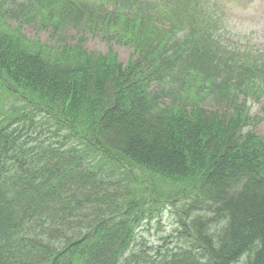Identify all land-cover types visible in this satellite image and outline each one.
Listing matches in <instances>:
<instances>
[{
	"label": "trees",
	"instance_id": "trees-1",
	"mask_svg": "<svg viewBox=\"0 0 264 264\" xmlns=\"http://www.w3.org/2000/svg\"><path fill=\"white\" fill-rule=\"evenodd\" d=\"M218 10L0 0V264H264V52L222 43ZM80 21L128 60L64 40ZM165 208L179 240L137 253Z\"/></svg>",
	"mask_w": 264,
	"mask_h": 264
},
{
	"label": "rangeland",
	"instance_id": "rangeland-1",
	"mask_svg": "<svg viewBox=\"0 0 264 264\" xmlns=\"http://www.w3.org/2000/svg\"><path fill=\"white\" fill-rule=\"evenodd\" d=\"M214 1L219 4L220 8L224 9L228 16V25H226V16H224L219 10L215 15V17L219 19V24H221V31L225 32L228 30L220 37L221 41H224V43L227 44L229 43V39L226 36H232L235 34L238 46L241 48L252 47L253 43L260 44L264 48V0ZM212 2L213 1H211V3L206 2L204 5L202 3L205 14L208 13V10L214 8ZM206 19L211 21V18L203 16V24ZM11 23L13 25L15 24L14 21H11ZM209 31L215 37L219 36L215 26L211 25ZM23 32L29 37L39 38L42 42L48 41L51 37V32L34 22L25 24L23 26ZM61 36L64 40L71 43L78 38V31L72 29V27H67L63 30ZM182 36H184V32L182 33ZM101 37V33L93 35L90 31H86L83 47L88 51L106 53L108 47L111 45L120 62L124 63L132 51L131 48L129 46L115 43L114 38L102 39ZM250 111L252 116L259 115V104L253 103ZM246 130H252L259 135L264 136V121L252 124L246 128ZM159 222L160 223H157L156 220H152L147 224L143 223V225H141V227H144V230L142 232V237L135 242V251L137 253L140 254L143 250H146L148 253L153 254L149 247L163 244L162 238L164 236L168 238V245L170 246H173L176 241L179 240L176 226L173 224L172 216L168 209H165L162 212V217Z\"/></svg>",
	"mask_w": 264,
	"mask_h": 264
}]
</instances>
